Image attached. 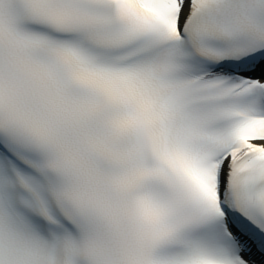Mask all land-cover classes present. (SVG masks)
Segmentation results:
<instances>
[{
  "label": "snow or ice",
  "instance_id": "1",
  "mask_svg": "<svg viewBox=\"0 0 264 264\" xmlns=\"http://www.w3.org/2000/svg\"><path fill=\"white\" fill-rule=\"evenodd\" d=\"M0 264H264V0H0Z\"/></svg>",
  "mask_w": 264,
  "mask_h": 264
}]
</instances>
